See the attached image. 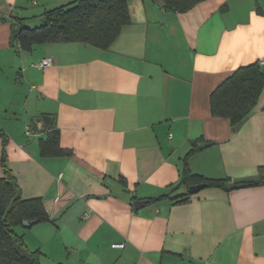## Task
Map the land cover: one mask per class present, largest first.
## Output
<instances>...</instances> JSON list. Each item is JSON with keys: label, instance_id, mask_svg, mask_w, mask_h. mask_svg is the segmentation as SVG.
I'll use <instances>...</instances> for the list:
<instances>
[{"label": "crops", "instance_id": "obj_1", "mask_svg": "<svg viewBox=\"0 0 264 264\" xmlns=\"http://www.w3.org/2000/svg\"><path fill=\"white\" fill-rule=\"evenodd\" d=\"M71 1L0 0V177L5 155L23 197L41 198L51 219L16 233L42 264H264V186L162 197L186 164L233 183L264 166V86L238 126L211 108L232 73L264 58V0L186 10L130 0L131 21L107 49L74 41L26 51L13 39ZM46 57L54 63L36 66ZM54 128L67 153L42 155Z\"/></svg>", "mask_w": 264, "mask_h": 264}, {"label": "trees", "instance_id": "obj_2", "mask_svg": "<svg viewBox=\"0 0 264 264\" xmlns=\"http://www.w3.org/2000/svg\"><path fill=\"white\" fill-rule=\"evenodd\" d=\"M129 1L73 0L47 9L43 13L41 25L20 26L13 31V39L26 51L32 50L36 44L74 41L107 49L119 36L123 26L131 21ZM198 1L200 0H162V3L167 9L186 10ZM263 86L264 68L260 62L239 68L212 93L213 114L229 117L232 124L238 126L251 114ZM0 135H3L1 130ZM59 140L57 128L49 131L41 141V154H66L67 151L60 146ZM196 147L198 146L195 145L190 154ZM2 164L4 175L0 177V264H42L41 252L30 250L23 236L16 233L15 227L23 225L26 219L36 223L49 221L50 216L41 198L23 197L15 175L7 166L5 155ZM245 182L248 185L264 186V166L259 168L255 178ZM199 183L228 189L231 179L206 178L192 173L186 164L179 183L171 193L162 197H167L172 202L187 201L192 195L189 192L178 195L173 193L182 186L188 188ZM161 198H154L152 201Z\"/></svg>", "mask_w": 264, "mask_h": 264}, {"label": "water", "instance_id": "obj_3", "mask_svg": "<svg viewBox=\"0 0 264 264\" xmlns=\"http://www.w3.org/2000/svg\"><path fill=\"white\" fill-rule=\"evenodd\" d=\"M247 185H248L247 182H239V183L231 182V183H229L228 187H229V189H236V188L244 187ZM204 187H206L205 183L190 185L189 186V193H191V194L197 193ZM140 203H142L141 205H143V202L141 200L135 202L137 208H140ZM33 223H34V221L27 220V219L23 221V225H25V226H30Z\"/></svg>", "mask_w": 264, "mask_h": 264}, {"label": "built area", "instance_id": "obj_4", "mask_svg": "<svg viewBox=\"0 0 264 264\" xmlns=\"http://www.w3.org/2000/svg\"><path fill=\"white\" fill-rule=\"evenodd\" d=\"M54 63V60L51 57H46L41 59L36 63V66L44 68ZM261 64H264V58L260 61ZM30 131V128L27 127V132ZM115 246H124V244H114Z\"/></svg>", "mask_w": 264, "mask_h": 264}, {"label": "rangeland", "instance_id": "obj_5", "mask_svg": "<svg viewBox=\"0 0 264 264\" xmlns=\"http://www.w3.org/2000/svg\"><path fill=\"white\" fill-rule=\"evenodd\" d=\"M32 23H33L32 26L30 25L29 27H34L36 25H40L41 22H36V23L35 22H32Z\"/></svg>", "mask_w": 264, "mask_h": 264}]
</instances>
